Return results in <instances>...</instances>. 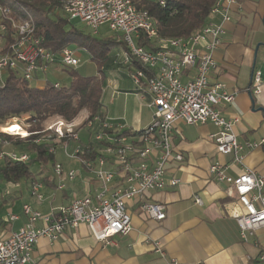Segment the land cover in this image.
Returning <instances> with one entry per match:
<instances>
[{
    "label": "crops",
    "instance_id": "obj_1",
    "mask_svg": "<svg viewBox=\"0 0 264 264\" xmlns=\"http://www.w3.org/2000/svg\"><path fill=\"white\" fill-rule=\"evenodd\" d=\"M211 21L222 23L225 33L213 54L215 68L210 73V80L220 82L235 94L232 102L223 103L219 108L233 122L238 140L253 145L246 147L241 152V161L236 162L232 154L217 152L210 136L217 131L213 123L176 122L172 142L181 153L182 160L169 164L164 178L175 177L179 181L143 196L144 200L165 206V219H149L140 212L139 202L129 201L127 209L131 222L126 234L99 240L85 223L66 227L55 240L45 236L38 239L32 253V264H258L257 254L259 245L264 242V228L246 240L240 238L232 214L245 209L237 203L231 184L217 180L208 173V168L219 163L230 176H236L246 168L257 175L264 174V142H261L264 139V0H236L229 10L228 20H223L222 14L216 13ZM79 48L90 54L86 48ZM74 51L78 56L77 50ZM125 51L124 47H114L104 64L100 68L96 66L98 71L93 74L104 77L100 97L103 116L99 117L100 120L113 122L115 126L123 125L125 130L134 133L151 121L153 109L149 94L136 90L129 78L128 71L132 66L120 63ZM90 58L92 60L91 54ZM60 65L57 62L49 64L45 71L38 69L31 81L41 86L48 80L46 72L49 68L55 72L65 71ZM255 73L260 78L257 93L251 92ZM193 74V69L184 70L181 80L185 81ZM54 82L59 83L58 80ZM81 113L84 115L79 118ZM87 116L86 110H82L74 124L79 134L78 144L89 147L83 156L93 158L97 153V144H92L93 135L101 128L99 122L89 127L85 122ZM55 117L58 116L49 117L47 121ZM65 142L69 151L77 144L71 140L57 143L54 157L57 147ZM9 146L4 149L15 151ZM62 156L65 159L55 164L60 163L64 172L75 166L78 169L76 176L66 180L63 188H56L58 180L53 174L54 167L49 168L46 174L50 181L43 183L42 200H36L30 194L33 180H22L17 184L0 181V237L7 236L27 221L22 212L24 203L48 213L69 204L74 198L94 196L99 181L78 160L67 157L65 152ZM105 166L116 169L109 159H106ZM115 180L116 183L120 181L117 176ZM262 192L264 194V187ZM196 197L200 198V203L195 201ZM10 214H16L17 219L8 220ZM35 225L41 226L42 223L36 221ZM157 244L161 254L155 250Z\"/></svg>",
    "mask_w": 264,
    "mask_h": 264
},
{
    "label": "built area",
    "instance_id": "obj_2",
    "mask_svg": "<svg viewBox=\"0 0 264 264\" xmlns=\"http://www.w3.org/2000/svg\"><path fill=\"white\" fill-rule=\"evenodd\" d=\"M235 2L220 0L212 7V16L221 13L223 20H228L229 10ZM61 10L67 20H79L94 33L99 26L107 25L109 30L121 34L126 51L119 62L132 66L128 71L129 78L136 90L149 94L153 114L149 124L134 133H124L123 125L115 126L113 122H102L100 118L88 123L92 127L99 122L101 128L93 135L92 144H97L93 158L83 156L89 148L87 145L82 144L69 151L65 142L63 148L67 157L95 170L98 190L94 196L74 198L69 204L48 213L24 203L22 212L27 221L7 236L0 237V264H32V253L40 237L55 240L66 227H76L80 223H85L99 240L115 234L124 235L130 229L129 201L139 202V210L147 218L165 219V206L144 200L143 196L179 181L175 177L164 178L168 165L182 160L181 153L172 142V131L178 121L185 124L213 123L217 131L210 136L217 152L232 154L236 162L241 161V152L253 145L238 140L233 122L219 108L223 103L232 102L235 94L220 82L210 80V73L215 68L213 54L225 33L222 23L211 21L206 24L195 41L159 44L156 49H148L136 44L141 36L148 39L150 29L138 17L135 7L129 6V0H68V4H61ZM30 29L0 3V37L12 38L5 45L6 50L0 52V72L7 68L19 70L23 78L32 80L38 69L45 71L51 63L79 65L80 59L74 50L64 47L53 52L45 47L44 36H30ZM187 69H193L194 74L182 81L181 75ZM259 82V74L255 73L251 92L259 91ZM54 85L58 87L59 83L54 82ZM57 135L65 136L68 141L79 137L77 131L66 132V129ZM6 144L10 141L0 140V158L3 152H8L4 149ZM10 153L13 156L19 152ZM28 159L23 154L22 162ZM106 159L116 169L107 168ZM58 168H63L60 163L53 168L58 180L56 188H63L65 181L75 178L77 171L68 169L65 175H58ZM208 173L231 184L237 203L244 207V212L232 214L242 240L264 228V174L257 175L246 168L236 176H230L219 163L210 165ZM116 176L119 183H116ZM31 183H34V188H30L31 196L42 200L43 182L36 179ZM195 201L201 202L198 197ZM7 219H17V215L10 214ZM36 221H41L42 225L36 226ZM155 250L162 253L158 244ZM257 263L264 264V242L259 245Z\"/></svg>",
    "mask_w": 264,
    "mask_h": 264
},
{
    "label": "trees",
    "instance_id": "obj_3",
    "mask_svg": "<svg viewBox=\"0 0 264 264\" xmlns=\"http://www.w3.org/2000/svg\"><path fill=\"white\" fill-rule=\"evenodd\" d=\"M133 1L137 7L148 13L156 24L155 38L148 40L141 36L136 40L137 45L148 49L158 48L160 43H165V39H187L198 32L211 21V10L216 2V0ZM0 3L10 6L15 18L22 20L28 18L27 15L30 14L36 25L37 34L44 36L45 47L53 52L60 51L70 44L84 47L90 52L95 65L100 68L114 47L126 49V44L119 33L95 37L77 28L71 20L63 16L61 0H0ZM11 39L7 37L3 40L2 52L6 50L5 45ZM60 67L70 75V81L68 84H59L58 87L49 79L39 86L23 78L19 70L5 69L3 81L0 82V126L10 118L27 114L30 134L20 137L4 132L0 127V140H8L19 152H27L29 159L22 162L3 154L0 158V181L11 184H17L22 180L37 179L43 183L50 181L46 172L54 167L55 161L54 153L50 152L49 148L67 139L64 136L62 139L52 138L51 141H36L38 137L44 135L36 132L43 128V122L47 118L59 116L63 120L72 121L82 110H86L88 114L85 122L103 116L100 100L103 75H85L77 71L76 67L62 65ZM124 133L129 131L124 130Z\"/></svg>",
    "mask_w": 264,
    "mask_h": 264
},
{
    "label": "bare ground",
    "instance_id": "obj_4",
    "mask_svg": "<svg viewBox=\"0 0 264 264\" xmlns=\"http://www.w3.org/2000/svg\"><path fill=\"white\" fill-rule=\"evenodd\" d=\"M219 1L220 0H216L214 6H216L219 3ZM61 3L62 4H68V0H61ZM129 6L130 7H135V12H138V17L141 18V21H143V23H145L146 25H148V27L150 29V32H148V40H152L153 38H155V35H156V24L148 16V13L145 10L137 7V5L134 3L133 0H129ZM4 7L6 9H9V13L12 14V9H11L10 6H4ZM211 13H212V11H211ZM27 17L28 18L22 19V22H23L24 25H27L28 27H31V29H30V36H40L36 32V25H35L34 21L32 20V18L30 17V15L29 16L27 15ZM201 30H202V28L198 32H195L194 34H192L187 39H185V38H171V39H167V40L165 39L164 40L165 41V44H177L179 42H191V41H195L197 39V37L200 35ZM4 39H5V37H0V40H4ZM54 86L56 87V85H54ZM97 118H99V117H94L93 119L87 120L86 122H87V124L88 123H94V121ZM13 124L19 125L20 126V129L23 132L28 133V135L30 134V132H28L27 130H25L20 124H18L16 122L7 123V124L1 126V128L3 129V128L9 127L10 125H13ZM72 125H73V123L66 122V121H63L61 119H59V120L57 119L55 122L48 124L41 132H39V131L36 132V133H44L43 137L37 138L36 141L37 142H39L40 140H49V141H51L52 138H56V137L63 138L64 136L57 135L58 132H60L62 129H66V132H74V131H76V130H74L75 128H73L75 126L74 125L72 126ZM15 134H18V133H15ZM18 135H20V134H18ZM21 136L22 137H25V135H21ZM71 141H74L75 143H77L76 145L74 143V145H75L74 147H80L81 146V145L78 144L79 143V137H75V138L71 139ZM7 145L8 144H6V146ZM53 148H54V146H51L50 149H49V151L50 152H54V149ZM10 152H16V151H10ZM10 152H3V154H6L9 157H11L12 159L19 160V161H23V154H25L26 158H29V156H28L27 153H20V154L15 153L12 156V154ZM54 168H55V166H54ZM85 168L88 171H90L94 175V177H95V170H93L92 167H85ZM62 170H63L62 168H58V175H62V173H65L64 170L63 171ZM31 188H34V183L31 184Z\"/></svg>",
    "mask_w": 264,
    "mask_h": 264
},
{
    "label": "rangeland",
    "instance_id": "obj_5",
    "mask_svg": "<svg viewBox=\"0 0 264 264\" xmlns=\"http://www.w3.org/2000/svg\"><path fill=\"white\" fill-rule=\"evenodd\" d=\"M30 15V14H29ZM31 16V15H30ZM72 22H73V24H75V26L77 27V28H79V29H82V30H84V31H86V32H89L90 34H92L93 36H95V37H106V36H108V35H110V34H112V33H116V32H113V31H111V30H109V27L107 26V25H101V26H99L98 27V29H97V32H93V30H91L88 26H86L84 23H82V22H80L79 20H76V19H74V20H71ZM162 44H165V43H162ZM2 48H3V40H0V52H2L1 50H2ZM69 48L70 49H76L77 50V55H78V57L81 59V63L75 68L77 71H79V72H81V73H84V74H93V73H96L97 71H98V68L96 67V65L94 64V62L91 60V58H90V54L88 53V52H86V51H84V50H81L78 46H76L75 44H70L69 45ZM61 69H59V71H60ZM63 71V70H62ZM101 71L103 72L104 71V69L103 68H101ZM5 73V70H3V71H1L0 72V82H2L3 81V74ZM46 75H47V77H48V79L50 80V81H55V80H58L59 81V84H68L69 83V81H70V75L66 72V71H63V72H55V71H53V69L52 68H49V70L46 72ZM86 114H87V111H86ZM84 115V113H81L80 114V116H79V118L81 117V116H83ZM88 115V114H87ZM27 118H28V115L27 114H23V115H21V116H19V117H13V118H10V119H8V121L5 123V124H7V123H10V122H16V123H18V124H20L25 130H27L28 131V128H29V126H30V123L27 121ZM59 118V116L58 117H55L54 119L52 118V119H50V120H48L47 121V119H49V118H47L44 122H43V128L41 129V130H39V132H41L46 126H47V124H50V123H52V122H54L55 120H57ZM61 118V117H60ZM59 118V119H60ZM78 118V119H79ZM66 121V120H65ZM70 123H73V125H75L74 123V119L72 120V121H70ZM4 124V125H5ZM149 124V123H148ZM148 124H146L145 126H147ZM72 125V126H73ZM3 126V125H2ZM76 126L77 125H75V127H73V128H75L74 130H76ZM144 126V127H145ZM1 127V126H0ZM143 127V128H144ZM29 132V131H28ZM12 135H18V134H15V133H11ZM40 135V134H39ZM18 136H20V137H22L21 135H18ZM74 142V141H73ZM11 145L8 147V148H13L15 151H17L18 152V150L17 149H15V147L13 146V144L12 143H10ZM8 146V145H7ZM13 146V147H12ZM62 151H63V154H64V148H63V145H59L58 147H57V149H56V157H54V161L55 162H60V161H62L63 159H65L62 155ZM62 155H61V154ZM18 154H20V152L18 153ZM74 164V163H73ZM72 165V164H71ZM70 168H72V169H74V170H76V171H78V169L77 168H75V166H71ZM20 201H18L17 203H19Z\"/></svg>",
    "mask_w": 264,
    "mask_h": 264
},
{
    "label": "snow or ice",
    "instance_id": "obj_6",
    "mask_svg": "<svg viewBox=\"0 0 264 264\" xmlns=\"http://www.w3.org/2000/svg\"><path fill=\"white\" fill-rule=\"evenodd\" d=\"M4 132H9V133H18L20 135H28V133L26 132H23L21 129H20V126L17 125V124H13V125H10L9 127H6V128H3L2 129Z\"/></svg>",
    "mask_w": 264,
    "mask_h": 264
}]
</instances>
